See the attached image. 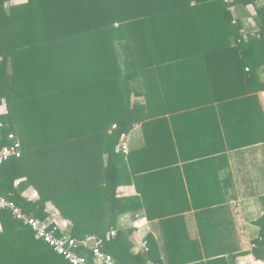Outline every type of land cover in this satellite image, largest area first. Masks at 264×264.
Wrapping results in <instances>:
<instances>
[{"label":"trees","instance_id":"1","mask_svg":"<svg viewBox=\"0 0 264 264\" xmlns=\"http://www.w3.org/2000/svg\"><path fill=\"white\" fill-rule=\"evenodd\" d=\"M14 1L0 0V106L6 104L0 148L19 142L22 156L0 166V196H11L40 220L67 221L69 234L80 242L103 237L115 264L157 261L149 236L144 237L149 252L136 251L131 240L135 228L129 222L137 204L118 194L128 178L127 153L118 149L123 135L162 105L155 98L160 95L155 63L200 59L157 49L182 42L206 53L236 47L244 65L246 59L254 62L247 66L251 76L264 65V22L259 34L247 39L242 26L225 17L230 1L193 0L187 38L157 42L134 18L135 0ZM255 1L233 0L244 7ZM58 6L78 11L71 24L60 23ZM133 95L147 101L131 103ZM29 189L38 193L37 200L25 196ZM258 223L264 227V219ZM0 225V264H70L9 213L0 216ZM112 229L117 235L108 240ZM253 254L264 258V241Z\"/></svg>","mask_w":264,"mask_h":264},{"label":"crops","instance_id":"2","mask_svg":"<svg viewBox=\"0 0 264 264\" xmlns=\"http://www.w3.org/2000/svg\"><path fill=\"white\" fill-rule=\"evenodd\" d=\"M169 1L181 7L189 0ZM229 1L226 19L236 20L243 36L254 38L264 22V0L246 7ZM171 13L176 18L157 42L191 33L182 20L187 11ZM142 21L150 37V23L161 18ZM181 45L157 52L200 59L155 63L160 90L155 98L162 105L123 139L128 178L118 194L137 204L130 214L131 240L139 251L144 237L151 238L159 259L149 264H264L253 254L264 241L258 223L264 219V65L250 76L245 67L254 62L246 59L244 65L236 47L206 53ZM137 86L144 90V84ZM145 101L135 95L133 102ZM25 196L39 198L33 189Z\"/></svg>","mask_w":264,"mask_h":264},{"label":"built area","instance_id":"3","mask_svg":"<svg viewBox=\"0 0 264 264\" xmlns=\"http://www.w3.org/2000/svg\"><path fill=\"white\" fill-rule=\"evenodd\" d=\"M229 1V0H228ZM233 24H237L233 20ZM250 72V68H246ZM2 125L0 124V131ZM121 140L119 151L128 153V145ZM22 156V149L19 142L11 146L0 148V166L14 158ZM9 213L13 219L22 223L31 229L35 236L45 242L56 253L63 256L70 264H115V258L105 250V242L103 237L88 236L83 241H78L69 234V223L67 221H59L55 218L40 220L33 215L26 213L19 205H17L11 196H0V216ZM142 224L143 220H139ZM117 235V229L109 231L105 238L112 240ZM88 248L87 253L80 251V248ZM141 248L145 252L150 251L149 240L144 238L141 242Z\"/></svg>","mask_w":264,"mask_h":264},{"label":"rangeland","instance_id":"4","mask_svg":"<svg viewBox=\"0 0 264 264\" xmlns=\"http://www.w3.org/2000/svg\"><path fill=\"white\" fill-rule=\"evenodd\" d=\"M24 2H26V0H15L11 4H19V3H24ZM57 2H59V3L64 2L67 4V2L64 0H62V1L57 0ZM135 3L137 4L136 5L137 11L134 14V15H136L134 18L137 19V21L141 22L142 17H145V16H148V17L155 16L158 19L161 18V21H159V23L157 21L154 23H150L149 30H154V32H152V33L150 32V35H151L150 37L157 36V38L153 37L154 40H156V41H159L160 39L163 38L164 29L170 28L171 26H167L168 23L172 24L171 21L174 22V20L176 18V17L170 16V15H173L171 13V10H174L175 12H177L178 9H180L181 12L187 11L185 16H182V20L184 23H188V26H191L189 21L192 22V19L190 17V13H191V10H193V9H192V7H187L188 4L189 5L192 4L191 1L190 2L188 1L187 5L184 4L181 7L178 5H175V3L173 1H169V0H153V1L147 2L146 3L147 6H145V8H143V5L140 2H137L136 0H135ZM67 5H69V4H67ZM60 7H65V6L55 7V12L58 16L60 23H62L63 25L71 24L78 11L75 13L74 10H71L68 7L67 8H60ZM183 7H186V8H183ZM177 21H179V20L176 19L175 22H177ZM165 26H167V27H165ZM156 32H160V33L155 35ZM246 37L248 39V36H246ZM245 68H247V66ZM245 71H246V69H245ZM130 100H131V103H133V101L135 100V95L131 96ZM0 110H6V104L4 101L2 102V104L0 106Z\"/></svg>","mask_w":264,"mask_h":264}]
</instances>
